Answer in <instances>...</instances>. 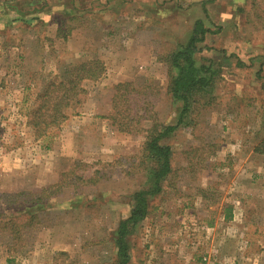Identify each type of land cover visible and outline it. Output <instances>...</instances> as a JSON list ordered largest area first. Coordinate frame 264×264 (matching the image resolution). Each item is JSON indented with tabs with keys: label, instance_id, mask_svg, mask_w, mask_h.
Masks as SVG:
<instances>
[{
	"label": "rangeland",
	"instance_id": "374dc122",
	"mask_svg": "<svg viewBox=\"0 0 264 264\" xmlns=\"http://www.w3.org/2000/svg\"><path fill=\"white\" fill-rule=\"evenodd\" d=\"M198 20L212 31L196 55L216 72L211 102L192 104L162 140L172 173L127 237L126 264L152 253L164 264H221L224 239L199 249L210 221L241 210L240 181L261 179L254 191H264V0H0V194L52 187L22 241L0 234V264H123L119 224L154 166L143 159L147 131L176 125L183 106L168 93L165 60ZM95 60L103 77L83 82L81 104L36 139L28 122L38 95ZM254 206L262 217L249 223L263 233L246 218L247 237L264 242V202Z\"/></svg>",
	"mask_w": 264,
	"mask_h": 264
},
{
	"label": "trees",
	"instance_id": "16d2710c",
	"mask_svg": "<svg viewBox=\"0 0 264 264\" xmlns=\"http://www.w3.org/2000/svg\"><path fill=\"white\" fill-rule=\"evenodd\" d=\"M19 14L22 15L20 12ZM209 33L212 31L206 28L203 21L198 20L187 43L165 60L170 66L168 93L175 100L181 101L183 106L176 125L168 126L159 133H157L159 126L154 125L147 131L142 154L143 159L153 162L154 166L150 170L152 176L149 179V186L133 194L135 204L131 213L119 224L117 245L119 253L126 257L123 264L129 260L127 237L148 216L150 198L162 192L163 182L172 173L173 152L169 146L161 143L162 140L182 123L192 104L199 106L204 101L201 105L205 106L211 102L208 99L209 88L214 86L216 72L212 71L211 67L198 66L196 63V55L203 51L199 45L204 43ZM242 64L239 62L238 66L241 67ZM105 71L104 64L99 60L83 62L71 67V76L67 81L48 83L38 95V105L28 122V126L35 131L36 139L47 136L50 129L59 128L68 118L67 110L75 109L81 104L80 96L86 92L82 83L100 80ZM129 86V84H121L116 90H124L130 96ZM125 111L132 112L131 107ZM114 123L116 124V119ZM119 124L124 125L123 122ZM121 131L124 132V129ZM51 190L52 187H48L39 192L0 194V234L15 243L22 241L24 229H29L35 223L37 207L43 205L42 201L51 197ZM11 210L15 211L11 212ZM24 214L28 216L26 223L20 218Z\"/></svg>",
	"mask_w": 264,
	"mask_h": 264
},
{
	"label": "crops",
	"instance_id": "0c3cea01",
	"mask_svg": "<svg viewBox=\"0 0 264 264\" xmlns=\"http://www.w3.org/2000/svg\"><path fill=\"white\" fill-rule=\"evenodd\" d=\"M260 180L261 179L257 181L253 180L250 183L248 181H240L239 185L243 189V195H241L243 199L239 200V202H241V210L239 211V209L237 210L231 207L232 209L230 210L229 215L226 214V212L224 215L220 213L217 220L214 221V224L212 220L210 221V228H208L210 236L207 238L202 236L203 238H201L203 241L202 244L204 245H201L202 247H199V249L206 248L207 246L211 249V251L216 248V239L219 237L224 239L223 242L219 243L220 245L217 249L219 250L220 259L222 260L220 261L221 264H257L258 260L260 263L264 262L263 238L258 237L256 240L250 241L251 239H248L247 237L250 233L249 225L252 227L253 233H257L258 235L263 233V226L261 224H257L256 227L255 225H251V223H249L251 219L262 217L254 206L259 202H264V191L260 194H256L254 191V185ZM246 203H248V206L245 210ZM245 220L249 223V225L248 223L244 225ZM200 234H205V232L199 231L198 235ZM152 254L149 255V261L147 264H164L162 260L158 262L157 257L154 258V255ZM187 263L188 260L185 259L184 264Z\"/></svg>",
	"mask_w": 264,
	"mask_h": 264
}]
</instances>
